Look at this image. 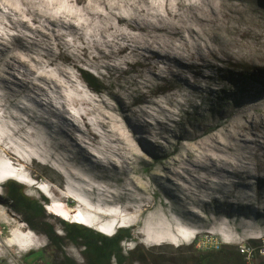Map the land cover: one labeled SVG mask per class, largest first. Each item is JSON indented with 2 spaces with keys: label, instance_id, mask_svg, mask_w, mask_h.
<instances>
[{
  "label": "rangeland",
  "instance_id": "374dc122",
  "mask_svg": "<svg viewBox=\"0 0 264 264\" xmlns=\"http://www.w3.org/2000/svg\"><path fill=\"white\" fill-rule=\"evenodd\" d=\"M70 34L81 36L88 51L82 59L96 68L146 67L133 73L131 87H122L124 97L148 88L149 72H168V61L199 64L208 74L227 59L264 66V9L255 0H0V264H68L66 258L88 264L82 243L64 238L61 247L51 245L5 205L9 181L39 202L41 196L55 201L49 186L62 191L61 200L79 210L84 227L106 238L126 230L129 236L120 240L124 255L137 244L152 249L159 262L188 264L217 244L234 249L236 242L264 237V219L207 217L192 206L210 194L215 181L253 175L263 165L264 110L258 115L254 105L238 107L218 132L202 137L196 131L195 142L155 166L158 182L177 186L185 210L205 220L203 228L188 218L177 221L137 165L150 160L141 140L171 151L180 107L157 97L123 116L110 100L82 85L76 73L54 68L61 64L56 46ZM169 72L206 86L186 77V70ZM66 145L100 169L88 173L74 167ZM70 190L80 197H67ZM143 201L148 204L142 206ZM54 233L65 234L63 229ZM210 233L220 234L224 243Z\"/></svg>",
  "mask_w": 264,
  "mask_h": 264
},
{
  "label": "trees",
  "instance_id": "16d2710c",
  "mask_svg": "<svg viewBox=\"0 0 264 264\" xmlns=\"http://www.w3.org/2000/svg\"><path fill=\"white\" fill-rule=\"evenodd\" d=\"M255 1L264 9V0ZM56 48L55 57L60 59L61 64L55 65L54 68L58 71L65 70L76 73V78L82 85L89 87L95 95L106 97L125 117V112L130 115L133 108L151 104V100L157 97H160L163 103L169 107H180L179 120L172 126L176 136H173L175 145L171 147V151H162L150 142L141 140V148L150 160L146 163L139 161L137 167L139 169L141 166L144 167V172L152 181L154 197L157 200L160 199L167 207L170 217L177 221L188 218L200 222L203 228L204 225L201 222L205 220L194 212L190 211L191 213H189L185 210L187 204L183 205L182 194H179L178 187L168 182H158L152 173L155 171V166L174 155L178 147L185 143L195 142L196 131L201 130L202 137L218 132L222 122L226 119L229 122L238 107L254 105L255 113L261 115L264 110V66H258L253 62L227 59L222 66L216 67L208 74L202 70L199 64L188 65L177 61H168V72L161 76H154L152 72H149L148 76L151 77L149 87H145L143 91L136 89L132 95L124 97L121 94L122 87H131L130 78L133 73L140 74L141 71H146L144 65L134 63L131 66H122L124 71L113 68H96L88 61H83L82 57L86 56L88 51L85 50L84 40H81V36L77 34L64 37ZM134 67L135 69H133ZM171 69L186 70L188 73L186 77L203 80L206 86L196 87L184 76L181 77L176 72H169ZM214 87L216 88L214 89ZM242 119L245 121L244 117ZM247 126H250L249 122ZM142 127L149 130V125L143 123ZM66 146L70 152L77 150L71 148L70 145ZM261 157H263L262 160ZM261 157L259 161L263 165L256 166L253 175L245 173L228 176L223 181H215L210 194L201 200H196L192 206L207 217L215 214L225 219L233 217L257 221L264 219V155ZM71 161L76 168L86 167L88 173H94L95 170L100 169L99 164L88 160L80 151L72 153ZM39 168L46 173V167L39 166ZM48 188L53 189L51 194L55 200L65 198L62 191L51 186ZM4 190L5 205L20 213L31 228L44 233L51 245L61 247L64 238L76 245L82 243L84 246L83 255L88 260V264H110L112 259L115 264L134 262L165 264L152 256V249L143 250L137 244H134L127 255H124L120 248V240L129 236L126 230H118L106 238L84 227L80 220L68 222L47 213L43 204L52 201L47 197L41 196L39 202L36 198L25 195L24 187L13 181L6 182ZM68 194L72 199H74L73 196L80 197L78 193L71 192V190ZM142 204L145 206L148 202L143 201ZM46 214L53 217L55 226L45 221ZM29 226L25 227L30 229ZM61 228L65 233L63 238L57 237L54 233L57 230H62ZM32 253L35 252H30L28 255ZM40 253L42 252L40 251ZM65 260L71 264L67 258ZM188 264H243V262L235 248L221 245L218 250L205 251L203 254L197 255Z\"/></svg>",
  "mask_w": 264,
  "mask_h": 264
},
{
  "label": "built area",
  "instance_id": "2783aa9c",
  "mask_svg": "<svg viewBox=\"0 0 264 264\" xmlns=\"http://www.w3.org/2000/svg\"><path fill=\"white\" fill-rule=\"evenodd\" d=\"M235 246L243 264H264V237L258 239L257 243L244 240L235 244ZM220 247L221 244H217L212 249L218 250Z\"/></svg>",
  "mask_w": 264,
  "mask_h": 264
},
{
  "label": "bare ground",
  "instance_id": "6f19581e",
  "mask_svg": "<svg viewBox=\"0 0 264 264\" xmlns=\"http://www.w3.org/2000/svg\"><path fill=\"white\" fill-rule=\"evenodd\" d=\"M67 197H69V196H67ZM70 198V197H69ZM72 199V198H71ZM65 200H55V201H53V203H62V204H64L65 202H64ZM51 204L50 203H47V204H45L44 205V207H45V210H47V212L48 213H50V214H53V215H55V216H58L60 219H62L60 216H61V214L62 213H66L65 212V209L64 208H59L60 206L59 205H56V206H54V208H47V206H50ZM68 205V204H67ZM68 207H70V208H73V213L74 212H77V213H79V217H77V219H74V220H71V221H78L80 218H81V214H80V212H79V210L76 208V207H73V206H68ZM63 220V219H62ZM65 221V220H64ZM204 233H209V232H200V233H198V234H204ZM197 234V235H198ZM210 234H213V235H219L221 238H222V236L220 235V234H218V233H210ZM222 242L224 243V240H223V238H222ZM239 242H241V241H239ZM239 242H236L235 244H237V243H239Z\"/></svg>",
  "mask_w": 264,
  "mask_h": 264
},
{
  "label": "water",
  "instance_id": "95a60500",
  "mask_svg": "<svg viewBox=\"0 0 264 264\" xmlns=\"http://www.w3.org/2000/svg\"><path fill=\"white\" fill-rule=\"evenodd\" d=\"M258 239H260V238H257V239L251 238V239H248V241H250L251 243H257ZM228 245H231V244H228ZM235 249H236V246H235Z\"/></svg>",
  "mask_w": 264,
  "mask_h": 264
},
{
  "label": "clouds",
  "instance_id": "9594fccd",
  "mask_svg": "<svg viewBox=\"0 0 264 264\" xmlns=\"http://www.w3.org/2000/svg\"><path fill=\"white\" fill-rule=\"evenodd\" d=\"M51 204V203H50Z\"/></svg>",
  "mask_w": 264,
  "mask_h": 264
}]
</instances>
